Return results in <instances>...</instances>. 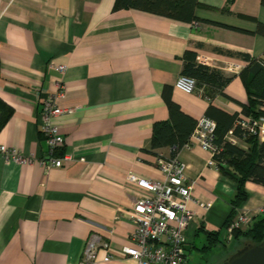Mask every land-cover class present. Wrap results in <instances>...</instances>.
Instances as JSON below:
<instances>
[{"label": "crops", "instance_id": "obj_1", "mask_svg": "<svg viewBox=\"0 0 264 264\" xmlns=\"http://www.w3.org/2000/svg\"><path fill=\"white\" fill-rule=\"evenodd\" d=\"M228 1L199 0L201 20L186 22L114 10L115 0H0V98L14 109L0 147L33 157L21 162L0 152V264H79L93 233L115 254L109 261L100 256L98 264H138L121 252L134 244L129 212L145 193L128 175L164 178L156 157L171 156L172 147L151 148L155 121L170 118L164 92L197 120L210 104L245 115L252 73L237 53L264 63V35L257 33L263 0ZM187 50L231 77L226 94L175 87ZM51 98L71 109L54 118L64 138L54 150L42 129L43 105ZM175 155L187 165L195 199L188 206L196 216L185 230L190 259L192 249L205 251L210 231L221 234L237 184L197 144ZM56 158L63 165L47 167ZM245 188L242 207L261 216L264 186L247 181ZM202 233L205 243L197 246ZM231 243L237 244L234 237Z\"/></svg>", "mask_w": 264, "mask_h": 264}, {"label": "built area", "instance_id": "obj_2", "mask_svg": "<svg viewBox=\"0 0 264 264\" xmlns=\"http://www.w3.org/2000/svg\"><path fill=\"white\" fill-rule=\"evenodd\" d=\"M64 68V65L57 67L61 71ZM175 87L185 93H194L197 91L196 79L181 74L175 82ZM66 111L71 109L59 106L53 98L46 100L43 105L42 129L52 150L64 140L60 126L54 118ZM238 124L250 133L264 136V117L241 115ZM216 127L217 121L214 118L201 116L186 145L197 144L206 149L211 154L209 164L218 166L215 155L221 147L216 143ZM229 139L235 144L240 141L232 135ZM0 152L9 159L21 162H30L33 158L6 145L0 147ZM69 157L66 156L67 159ZM62 165L61 158L52 159L47 163V167ZM156 165L164 175L163 180H150L135 173L128 175L145 193L129 212L130 218L136 224V230L132 234L134 244L122 247L121 252L136 260L138 264H188V238L185 230L194 221L196 212L188 206V203L195 199L192 197V184L186 182L187 165L178 155L166 156L162 153L157 155ZM196 202L204 209L209 208L207 202ZM260 212H264L262 207L258 209V213ZM253 215L255 214H251L245 207L239 208L235 218L226 226L228 240L233 239L235 230L249 228L255 218ZM100 256L103 261L115 258L111 243L93 233L86 241L79 264H98Z\"/></svg>", "mask_w": 264, "mask_h": 264}, {"label": "trees", "instance_id": "obj_3", "mask_svg": "<svg viewBox=\"0 0 264 264\" xmlns=\"http://www.w3.org/2000/svg\"><path fill=\"white\" fill-rule=\"evenodd\" d=\"M234 0H229L228 4ZM264 4V0L262 1ZM199 0H115L114 10L140 9L173 19L194 22L201 20L195 14ZM226 11L230 12L229 7ZM257 33L264 35V23L259 22ZM234 54V53H232ZM248 60L247 70L252 73L248 83V102L243 105V113L253 118L264 117V63L251 58L248 53H237ZM196 79L197 89L205 90L210 96L215 93H224L223 89L231 80L230 76L209 65L202 64L197 60L195 51L187 50L184 54L183 73ZM167 101L170 118L164 121H155L151 140L153 150L170 146L172 155L190 141V136L195 129L197 119L184 112L181 106L171 99L168 92H164ZM14 109L0 98V131L9 121ZM206 115L217 121L216 143L221 150L215 155V160L221 172L231 178L237 184V190L231 199L232 210L224 225L235 218L237 211L248 200L249 194L245 188L247 181L264 186V140L258 134L250 133L238 124L239 113H228L223 109L210 104ZM238 138L246 144L242 147L240 143H232L230 136ZM234 240L237 247L243 244L241 238L251 241L253 245L264 241V212L255 217L252 225L246 229L234 231ZM220 230L210 231L207 235V243L202 250H209L221 243Z\"/></svg>", "mask_w": 264, "mask_h": 264}, {"label": "rangeland", "instance_id": "obj_4", "mask_svg": "<svg viewBox=\"0 0 264 264\" xmlns=\"http://www.w3.org/2000/svg\"><path fill=\"white\" fill-rule=\"evenodd\" d=\"M221 243L219 245H216L212 247L209 250L201 251L196 248L192 249L190 253V262L189 264H221L226 259H228L229 256H231L233 253H235L238 248L243 247L246 244L251 243V241L247 240L243 242V245L240 247H237L235 243H231V240H228L227 237V230L225 227L221 229ZM224 240V241H223ZM224 242V243H223ZM205 243V234L202 233L200 237L196 240L197 246H203Z\"/></svg>", "mask_w": 264, "mask_h": 264}, {"label": "water", "instance_id": "obj_5", "mask_svg": "<svg viewBox=\"0 0 264 264\" xmlns=\"http://www.w3.org/2000/svg\"><path fill=\"white\" fill-rule=\"evenodd\" d=\"M221 264H264V241L260 244H246Z\"/></svg>", "mask_w": 264, "mask_h": 264}]
</instances>
